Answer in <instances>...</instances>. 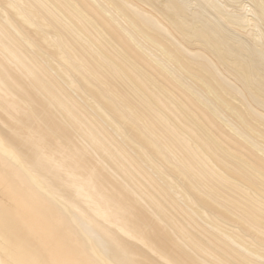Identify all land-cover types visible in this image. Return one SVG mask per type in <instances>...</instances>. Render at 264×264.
I'll list each match as a JSON object with an SVG mask.
<instances>
[{
    "label": "bare ground",
    "instance_id": "6f19581e",
    "mask_svg": "<svg viewBox=\"0 0 264 264\" xmlns=\"http://www.w3.org/2000/svg\"><path fill=\"white\" fill-rule=\"evenodd\" d=\"M0 109V264H264V0H0Z\"/></svg>",
    "mask_w": 264,
    "mask_h": 264
},
{
    "label": "rangeland",
    "instance_id": "374dc122",
    "mask_svg": "<svg viewBox=\"0 0 264 264\" xmlns=\"http://www.w3.org/2000/svg\"><path fill=\"white\" fill-rule=\"evenodd\" d=\"M109 28L111 29V26H109ZM108 28V29H109ZM19 38H21V36H19ZM123 47L124 48H129V50H131L132 52H137L138 54H141L139 51H136V50H134L129 44H120V43H118V50L120 51V52H123V51H128V50H124L123 49ZM88 51H89V48H88ZM86 54H87V52H86ZM132 57V56H131ZM112 59H114L115 61H118V59L116 58V57H112ZM132 59L137 63V65H140L141 64V60H138V59H135V58H133L132 57ZM17 70V69H16ZM151 70V69H150ZM17 72L19 73V71L17 70ZM147 94H149V93H147ZM7 102V101H6ZM40 110V109H39ZM40 111H43L44 112V110L43 109H41ZM148 116H149V114L150 113H148V112H145ZM171 112H169L168 110L167 111H165L164 110V115H167V114H170ZM143 116H145L144 114H142ZM31 116H33L35 119H36V121H37V123L39 124V125H41V118L42 117H39V116H35V115H31ZM168 116V115H167ZM7 117V114H6V112L4 111V110H2V109H0V131L1 132H3V134L5 135V137L6 138H9V137H7L6 136V134L7 133H10V131H9V129H7L6 128V125L5 124H3V121H2V118H6ZM42 126V125H41ZM188 126H189V124H187V125H184V126H182V129L184 128V129H187L188 128ZM43 127V132H42V134L43 135H46V136H48L49 138H51V139H55V138H58L59 136H58V134H57V129L59 128V126L55 123V122H53L52 123V127L51 128H48V127H46V126H42ZM166 129H168L167 131L169 132V134L171 135V136H169V138H173L174 137V135L173 134H171V128L170 127H166V126H164ZM200 127H202V126H200ZM11 133H12V131H11ZM21 137H22V139H23V141L24 140H26V139H28V138H33V139H36V138H38V135L34 132V131H32V130H30V129H21ZM182 142H175V147L176 148H179L180 146H182ZM185 144V143H184ZM17 146V145H16ZM165 149V148H164ZM168 155H170V153H169V150L167 149V152H166ZM28 153L27 152H25V154H24V156H25V160H24V157H23V155H22V152H21V150H20V155H21V157L23 158V160H24V164L27 166V167H31V168H33V167H35V164L34 163H30V158L29 157H27L26 155H27ZM52 156H54V155H52ZM50 158H51V156H50ZM50 158H48L47 156H44V157H42V160L44 161V162H46V161H49L50 160ZM99 158V157H98ZM52 160V159H51ZM173 163V162H172ZM127 166H131V164H128L127 163ZM197 168H202V167H200V166H197ZM0 169H3V166H0ZM202 175H203V177L205 178V179H207V181H209V182H211L212 183V181H211V177H210V175L203 169L202 170ZM167 175H166V177H167V179H169L170 181L172 180V175H170V174H168V173H166ZM260 174L261 175H263L264 174V170H261L260 171ZM190 176V175H189ZM67 179H69V178H64V181H66ZM166 179V180H167ZM80 180V182L83 184V183H87V178L86 177H83V178H81V179H79ZM141 182L143 183V180H141ZM49 183L50 184H54V183H51L50 181H49ZM196 185V184H195ZM212 185V184H211ZM210 185V186H211ZM52 186H55V185H52ZM79 186H81V185H79ZM146 186L148 187V188H150V185L149 184H146ZM197 187L199 186V189L202 191V192H205L206 194H208V195H210L211 196V194H215L217 191H220V190H217V191H214V190H212L211 188H208V189H206L205 188V186L203 185V184H199V185H196ZM129 189V188H128ZM214 189H215V187H214ZM130 191H131V193L137 198V199H139L140 197H138L131 189H129ZM77 196V194H73V195H71V196H69V198L67 199V201H71V200H73L74 198V196ZM197 206V208H198V211L199 212H202L205 216H207V217H211V213L210 212H208V211H206V210H201L200 208H199V206L198 205H196ZM143 207L145 208V209H147L149 212H151V213H153L151 210H150V208L148 207V206H146L145 204H143ZM171 209V212H175L178 208H177V206H174L173 208H170ZM57 210H59V209H57ZM134 211L136 212V209L134 208ZM211 218H213V217H211ZM214 219V218H213ZM182 220V219H181ZM183 222V221H182ZM173 227V226H172ZM174 228V227H173ZM170 229V228H169ZM191 231H192V229H191ZM197 231H192V233L191 234H193L196 238H199L198 236H197V233H196ZM245 233V235H248L246 232H244ZM27 236L26 237H28V236H30L31 238L30 239H32V238H34V236H33V234L32 233H30V232H27V234H26ZM246 238H247V236H245ZM28 239V238H27ZM200 239V238H199ZM247 240H249L248 238H247ZM203 241V240H202ZM130 243V242H129ZM257 244H261V245H264L263 243H260L259 241H257L256 242ZM163 246H165V247H169L170 248V245H163ZM180 246H182L188 253H190V248L188 247V246H186V244L185 243H180Z\"/></svg>",
    "mask_w": 264,
    "mask_h": 264
}]
</instances>
